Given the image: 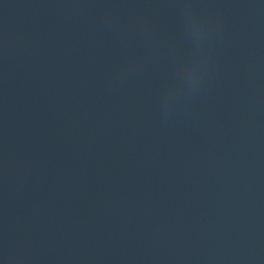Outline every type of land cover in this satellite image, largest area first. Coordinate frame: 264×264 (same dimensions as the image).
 Instances as JSON below:
<instances>
[{
	"label": "water",
	"instance_id": "obj_1",
	"mask_svg": "<svg viewBox=\"0 0 264 264\" xmlns=\"http://www.w3.org/2000/svg\"><path fill=\"white\" fill-rule=\"evenodd\" d=\"M0 264H264V0H0Z\"/></svg>",
	"mask_w": 264,
	"mask_h": 264
}]
</instances>
